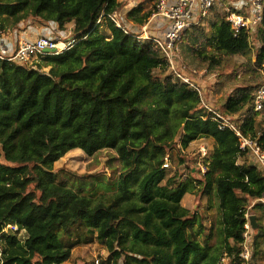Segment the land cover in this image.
Listing matches in <instances>:
<instances>
[{
	"label": "trees",
	"instance_id": "trees-1",
	"mask_svg": "<svg viewBox=\"0 0 264 264\" xmlns=\"http://www.w3.org/2000/svg\"><path fill=\"white\" fill-rule=\"evenodd\" d=\"M156 1L0 0V33L8 39L17 41L5 32L11 20L15 34L22 23L40 36L57 26L75 40L34 66L0 61V264H71L74 248L95 243L106 251L99 264H219L223 253L241 264L247 212L258 225L249 264H264V204H252L264 193V174L155 42L140 37ZM157 20L161 26L153 33L149 23L148 32L160 37L167 28ZM180 48L191 69L225 87L220 100L210 90L205 102L264 142V107L253 106L264 74V8L253 31L235 34L213 6ZM202 140L212 142L203 175L196 155L189 162L182 153ZM74 149L116 152L122 172L114 194L92 199L56 181L54 164ZM168 154L177 161L174 174L161 169ZM185 163L193 166L186 171ZM191 192L215 198V248L199 240L204 217L181 206Z\"/></svg>",
	"mask_w": 264,
	"mask_h": 264
},
{
	"label": "built area",
	"instance_id": "built-area-1",
	"mask_svg": "<svg viewBox=\"0 0 264 264\" xmlns=\"http://www.w3.org/2000/svg\"><path fill=\"white\" fill-rule=\"evenodd\" d=\"M217 7L225 15L226 21L230 24L235 34L241 31L251 32L260 23L263 14L264 0H157L153 13L146 26L142 27L143 39H152L160 51L166 56L168 63L174 74L182 82L188 84L198 95L202 106L210 113L211 119L217 123L220 130H229L235 134L237 145L240 153L247 155L264 174V142L258 138L245 135L229 117L223 115L212 105L205 102L204 88L190 76H186L178 70L174 64V52L182 35L192 26L198 24L206 18L212 7ZM160 18L166 25V31L162 36L151 35L148 32V24L151 20ZM116 26H120L116 14L112 16ZM58 31L57 26H52L49 36L36 35L35 39L20 38L16 40L8 39L6 35L0 33V61H19L34 66L33 60L45 55H59L69 50L75 40ZM151 36V37H150ZM48 50L49 53L45 51ZM33 64V65H32ZM193 75L197 74L191 70ZM253 106L255 111H261L264 107V74L254 100ZM184 154L185 152L182 151ZM209 147L199 144L196 153V168L200 174L208 171ZM173 164L170 155L164 158L161 169L164 171L172 169ZM172 172V171H171ZM185 175L180 174L177 180L184 179ZM254 203L264 204V193ZM251 214H245L243 242L238 253V259L241 264H249L252 249V227L249 221ZM14 230L15 227L9 226ZM233 256L223 253L220 257L219 264H231ZM94 264H99V259L94 260ZM120 264H124L121 262Z\"/></svg>",
	"mask_w": 264,
	"mask_h": 264
},
{
	"label": "rangeland",
	"instance_id": "rangeland-1",
	"mask_svg": "<svg viewBox=\"0 0 264 264\" xmlns=\"http://www.w3.org/2000/svg\"><path fill=\"white\" fill-rule=\"evenodd\" d=\"M118 1L124 2L125 0ZM149 30L154 33L153 29ZM11 31V20H8L7 23H5V32L10 33ZM180 41L177 44L176 50L174 52V64L178 70H181L186 76L189 77L191 74L190 72L193 69L187 65V61L181 52ZM38 59L39 58L34 59L33 64L35 62L40 63V59ZM229 69L230 68H227V70ZM204 76L203 70H198L197 74H195L193 78H195V80L200 78L201 80H197L198 83L200 84V81H203V85H200L208 93L211 90L210 92L212 99L217 102L220 100L221 94L223 97L225 87L217 84L218 79L215 76L206 77L207 79H204ZM199 144H203L210 148L212 142L210 140H202L192 143L184 153L189 162H191L192 158L196 155ZM174 159L178 158L174 157ZM175 164L177 165V161L170 165L172 166V172L167 170L169 174H174L175 170H178V167ZM191 164L192 163H185L186 171L187 169H191L193 166ZM121 168L122 166L118 160V156L112 149L100 150L92 156H87L81 150L74 149L67 152L54 164V172L56 174V181L58 183L71 188L80 195H85L92 199L99 198L102 195L109 196L116 192L118 178L122 172ZM208 198L212 205L210 209L208 208L207 203ZM182 204L186 206L191 212H197L199 216L204 217H200L204 232L200 234L199 240L202 244L208 243L210 246H212V248H215L219 244V239L217 235L218 212L213 194L199 198L197 193H186L183 197ZM262 223L264 225V219ZM209 228L212 229V237L207 239L206 234L209 231ZM195 229H197V227H195ZM24 236V232H21L19 237L23 239ZM105 256V249L97 243L87 246H79L73 249L69 263H81L82 261L91 262L95 259L104 258Z\"/></svg>",
	"mask_w": 264,
	"mask_h": 264
},
{
	"label": "crops",
	"instance_id": "crops-1",
	"mask_svg": "<svg viewBox=\"0 0 264 264\" xmlns=\"http://www.w3.org/2000/svg\"><path fill=\"white\" fill-rule=\"evenodd\" d=\"M153 25L156 27V29L153 27ZM23 26H24V24L22 23L21 25H20V30L21 31H18L17 32V34H15L14 32H10L9 33V35H13L14 37H16L17 39H20V38H30V37H32V36H34L35 37V35H36V33H33L32 31V35H31V32H29V31H27V30H22V28H23ZM161 25L158 23V20L157 19H153V20H151L150 21V29H153V30H157L158 29V27H160ZM15 34V35H14ZM34 34V35H33ZM197 80H201L200 78H197L196 79V81ZM198 82V81H197ZM202 82L203 81H200V84L201 85H203L202 84ZM204 83V82H203ZM206 83V82H205ZM205 90V89H204ZM206 91H205V95H206ZM185 196V195H184ZM183 196V197H184ZM183 197H182V199H181V206L182 207H184V208H186V209H188L186 206H184L183 204H182V200H183ZM254 231V230H253ZM264 242V241H263ZM264 244V243H263Z\"/></svg>",
	"mask_w": 264,
	"mask_h": 264
},
{
	"label": "water",
	"instance_id": "water-1",
	"mask_svg": "<svg viewBox=\"0 0 264 264\" xmlns=\"http://www.w3.org/2000/svg\"><path fill=\"white\" fill-rule=\"evenodd\" d=\"M46 53H49L48 50L45 51ZM251 227L254 231H256L258 229V225H257V220H256V216L255 215H251L249 218Z\"/></svg>",
	"mask_w": 264,
	"mask_h": 264
}]
</instances>
